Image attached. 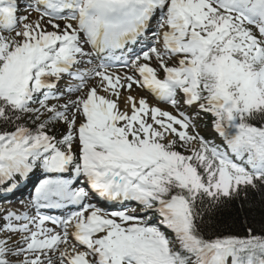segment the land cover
<instances>
[{"label":"snow or ice","instance_id":"snow-or-ice-1","mask_svg":"<svg viewBox=\"0 0 264 264\" xmlns=\"http://www.w3.org/2000/svg\"><path fill=\"white\" fill-rule=\"evenodd\" d=\"M153 20L155 43L125 55ZM201 112L221 144L198 131ZM34 169L45 178L24 210L0 214V264H264V235L208 223L264 188V0H0V185Z\"/></svg>","mask_w":264,"mask_h":264},{"label":"trees","instance_id":"trees-1","mask_svg":"<svg viewBox=\"0 0 264 264\" xmlns=\"http://www.w3.org/2000/svg\"><path fill=\"white\" fill-rule=\"evenodd\" d=\"M208 223L210 231L223 235L245 236L249 228L254 235H264V188L249 189L247 198L242 193L228 209L215 214Z\"/></svg>","mask_w":264,"mask_h":264},{"label":"rangeland","instance_id":"rangeland-1","mask_svg":"<svg viewBox=\"0 0 264 264\" xmlns=\"http://www.w3.org/2000/svg\"><path fill=\"white\" fill-rule=\"evenodd\" d=\"M155 29V28H154ZM49 30H51V29H49ZM14 34V33H13ZM154 63H155V61H153ZM124 71H128V69H125ZM122 74V73H121ZM70 80V79H69ZM65 81H67V80H65ZM65 81H62L61 82V88H63L64 87V83H65ZM72 83H76V82H74V81H71ZM93 84H94V82H93ZM92 84V85H93ZM134 88H135V90L137 91V92H139V90L137 89L138 87L137 86H134ZM132 92L133 93H135L136 95H140V94H137L134 90H132ZM101 95H103L104 93L103 92H101L100 93ZM132 94V93H131ZM79 95V93H73L72 95H71V98L72 99H75L76 98V96H78ZM68 99V97L66 96V98H63V99H61V100H59V101H56V100H52V101H50L49 103L50 104H52V103H59V104H63V103H65L66 102V100ZM155 104H149L150 106L152 105L153 107H159V108H161V109H166V111H169L170 113H172L173 115H178V110L177 109H174V108H169V107H167L165 104L163 105V104H156V102H154ZM120 107L123 109L124 108V104H123V101H121V103H120ZM180 111V110H179ZM195 111L196 110H194V109H190V110H187V111H185L189 116H195ZM206 113H200V115H199V117H197V118H195V123H196V125H197V129H198V131L200 132V134L202 135V136H204L206 139H208V140H211V141H214L215 142V140H214V138L212 137V134H211V131H210V128H209V126L208 125H206V116L207 115H205ZM150 122V121H149ZM78 123H79V121H78ZM66 131V129L64 128V127H58V129H57V134L58 135H60V134H63L64 132ZM19 209H22V207L20 206V205H18V207H17V210H19Z\"/></svg>","mask_w":264,"mask_h":264},{"label":"bare ground","instance_id":"bare-ground-1","mask_svg":"<svg viewBox=\"0 0 264 264\" xmlns=\"http://www.w3.org/2000/svg\"><path fill=\"white\" fill-rule=\"evenodd\" d=\"M136 92V91H135ZM137 93V92H136ZM152 97H154V96H152Z\"/></svg>","mask_w":264,"mask_h":264}]
</instances>
